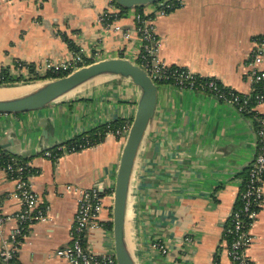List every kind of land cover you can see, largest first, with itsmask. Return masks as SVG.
Wrapping results in <instances>:
<instances>
[{
    "label": "crops",
    "instance_id": "1",
    "mask_svg": "<svg viewBox=\"0 0 264 264\" xmlns=\"http://www.w3.org/2000/svg\"><path fill=\"white\" fill-rule=\"evenodd\" d=\"M111 2L0 0V74L8 70L24 82H41L49 77L27 68L19 71L15 63L33 67L46 60L64 62L74 51H81L87 64L113 57L138 63L142 42L134 29L139 11L128 9L116 21L131 32L124 40L121 33L97 21ZM183 2L182 8L155 16L161 40L158 57L249 93L254 39L264 37V0ZM155 8L144 7L143 13L152 14ZM138 97V88L129 80L106 77L43 109L0 114V150L27 160L37 170L31 184L51 218L31 227L21 246V264H70L55 256L56 250L72 244L78 194L68 191L69 185L100 190L105 226L86 233L85 247L95 254L114 252L112 229L106 224L112 221L111 196L125 138L108 134L100 144L58 160L44 152L115 120L130 125ZM259 112L264 115V104ZM255 129L251 117L208 94L159 84L129 215L130 244L138 264H233L226 228L257 152ZM13 188V182L3 180L0 197ZM2 206L5 213L19 209L9 200ZM252 233L248 255L264 264V203ZM157 241L168 246L166 255L152 247Z\"/></svg>",
    "mask_w": 264,
    "mask_h": 264
},
{
    "label": "built area",
    "instance_id": "2",
    "mask_svg": "<svg viewBox=\"0 0 264 264\" xmlns=\"http://www.w3.org/2000/svg\"><path fill=\"white\" fill-rule=\"evenodd\" d=\"M155 5L156 10L152 14L137 13L135 17L134 32L142 42L138 64L158 85L171 84L182 90L208 94L232 106L238 113L251 117L255 125L257 152L248 168L247 180L238 205L226 228V237L230 238L228 255L233 264H256L248 255V250L254 241L252 227L264 203V115L259 112V108L264 104V70L261 68L264 60V37L254 39L255 47L250 57L251 71L247 77L251 91L241 93L221 84L216 79L200 76L185 67L170 66L158 57L161 40L155 31V16H165L182 8L184 2L183 0H162ZM121 13V9L112 0L110 5L99 14L97 21L106 28H112L115 32L121 33L124 40H128L131 32H125L122 27L116 25ZM15 65L19 71L27 68L51 79L68 75L87 65V62L81 51H74L71 58L64 62L46 60L42 64L30 67L17 61ZM130 127L131 124L124 123L115 130H109L107 135L113 134L118 138H125ZM90 144L92 141L87 140L85 144H78L69 149L66 147L58 149L74 153L93 147ZM44 156L52 160L55 157L50 150H46ZM0 172L4 173L0 185L3 180H9L14 184L11 191L0 197V264H21L19 261L21 246L28 238L31 227L39 222H49L51 218L48 207L42 204L40 195L32 187L31 178L37 170L27 160L13 157L0 150ZM67 190L78 194L77 212L71 228L72 244L56 250L55 256L67 260L70 264H117L114 252L95 254L85 247L86 233L105 226L101 221L105 204L100 190L83 189L71 185L67 186ZM111 198L113 200V195ZM3 200L14 201L19 209L13 213H5L2 206ZM187 240L193 241L192 238ZM152 247L163 255L169 251L168 246L160 241L154 242Z\"/></svg>",
    "mask_w": 264,
    "mask_h": 264
},
{
    "label": "water",
    "instance_id": "3",
    "mask_svg": "<svg viewBox=\"0 0 264 264\" xmlns=\"http://www.w3.org/2000/svg\"><path fill=\"white\" fill-rule=\"evenodd\" d=\"M113 1L128 10L154 5L162 0ZM106 77L125 78L139 90L135 117L125 137L117 172L111 221L117 264H138L128 239V214L140 154L149 137L158 102L159 85L148 72L128 58L113 57L87 64L59 78L2 85L0 87L8 89L20 85H30L32 88L17 96L1 98L0 114H19L43 109L70 98L82 87Z\"/></svg>",
    "mask_w": 264,
    "mask_h": 264
},
{
    "label": "trees",
    "instance_id": "4",
    "mask_svg": "<svg viewBox=\"0 0 264 264\" xmlns=\"http://www.w3.org/2000/svg\"><path fill=\"white\" fill-rule=\"evenodd\" d=\"M116 5L121 9L122 12L127 11V9L120 7L118 4H116ZM137 10L139 11V13H143L144 7H139V8H137ZM46 78H48V77H46ZM24 81H27V80H25L21 76H19L17 78L11 77V74L9 73L8 70H3L0 74V86L18 84V83H21ZM123 124H124V122L122 120H115L113 122L100 125V126L96 127L95 129H93V130H91V131H89L83 135L77 136V137H75V138H73L67 142H64L58 146L52 147L48 150L52 151L53 154L55 155L53 160H58L62 155L66 154V153H70V152H65L64 150H59L58 149L59 147H66L69 149L72 146H75L78 144H85L87 142V140L92 141V144H90V146L98 145L101 142H103V140L106 137L107 132L109 130H115V129L121 127ZM106 227L112 229V222L107 223ZM227 239L230 240L229 237H227Z\"/></svg>",
    "mask_w": 264,
    "mask_h": 264
},
{
    "label": "bare ground",
    "instance_id": "5",
    "mask_svg": "<svg viewBox=\"0 0 264 264\" xmlns=\"http://www.w3.org/2000/svg\"><path fill=\"white\" fill-rule=\"evenodd\" d=\"M31 88H32V86H30V85H27V86L26 85H20V86H16L15 88H12V89L1 87L0 88V99L20 95L22 93L29 91ZM129 215H130V212L128 214V239L130 242Z\"/></svg>",
    "mask_w": 264,
    "mask_h": 264
},
{
    "label": "rangeland",
    "instance_id": "6",
    "mask_svg": "<svg viewBox=\"0 0 264 264\" xmlns=\"http://www.w3.org/2000/svg\"><path fill=\"white\" fill-rule=\"evenodd\" d=\"M11 77H13V78H17L15 75H11ZM1 88V87H0Z\"/></svg>",
    "mask_w": 264,
    "mask_h": 264
}]
</instances>
